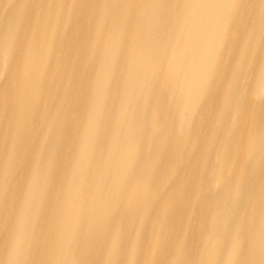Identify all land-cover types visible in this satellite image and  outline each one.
<instances>
[{
	"label": "bare ground",
	"instance_id": "obj_1",
	"mask_svg": "<svg viewBox=\"0 0 264 264\" xmlns=\"http://www.w3.org/2000/svg\"><path fill=\"white\" fill-rule=\"evenodd\" d=\"M70 1L0 0V264H138L139 245L124 244L126 216L148 200L138 184L125 201L133 145L145 116L189 125L236 3L90 0L99 29L111 23L86 49L76 40L90 21L74 25L64 9L83 0ZM157 242L165 257L171 245Z\"/></svg>",
	"mask_w": 264,
	"mask_h": 264
},
{
	"label": "rangeland",
	"instance_id": "obj_2",
	"mask_svg": "<svg viewBox=\"0 0 264 264\" xmlns=\"http://www.w3.org/2000/svg\"><path fill=\"white\" fill-rule=\"evenodd\" d=\"M89 1L80 12L64 9L72 11L74 25L90 21L76 40L86 49L95 35L107 37L111 23L107 18L100 30ZM135 25L147 27L142 19ZM227 34L212 92L189 125L173 126L169 119L156 127L170 116H145V132L133 145L140 157L131 162L125 201L138 184L148 200L142 212L126 216L124 244L128 250L139 245L138 264H264V0H236ZM162 239L171 245L165 257L158 254Z\"/></svg>",
	"mask_w": 264,
	"mask_h": 264
}]
</instances>
